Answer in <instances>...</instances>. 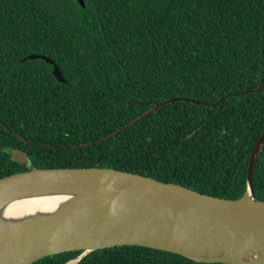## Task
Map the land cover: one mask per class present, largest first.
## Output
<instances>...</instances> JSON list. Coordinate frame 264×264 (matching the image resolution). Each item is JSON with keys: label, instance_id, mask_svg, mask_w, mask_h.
Returning <instances> with one entry per match:
<instances>
[{"label": "trees", "instance_id": "obj_1", "mask_svg": "<svg viewBox=\"0 0 264 264\" xmlns=\"http://www.w3.org/2000/svg\"><path fill=\"white\" fill-rule=\"evenodd\" d=\"M83 3L0 0V179L104 168L242 197L264 131V0ZM30 56L41 59L23 62ZM253 182L264 203V146ZM81 253L34 264H66ZM77 264L208 263L120 246Z\"/></svg>", "mask_w": 264, "mask_h": 264}, {"label": "water", "instance_id": "obj_2", "mask_svg": "<svg viewBox=\"0 0 264 264\" xmlns=\"http://www.w3.org/2000/svg\"><path fill=\"white\" fill-rule=\"evenodd\" d=\"M77 2L84 6L83 0ZM39 59L30 56L23 62ZM43 61L54 66L55 79L65 84L60 69ZM263 146L264 131L248 159L245 193L235 200L104 168L34 170L3 177L0 205L34 198L56 201L49 213L0 230V264H34L80 251L66 263L77 264L90 252L120 246L166 251L199 263L264 264V203L255 200L253 182ZM12 158L28 164L21 153Z\"/></svg>", "mask_w": 264, "mask_h": 264}, {"label": "bare ground", "instance_id": "obj_3", "mask_svg": "<svg viewBox=\"0 0 264 264\" xmlns=\"http://www.w3.org/2000/svg\"><path fill=\"white\" fill-rule=\"evenodd\" d=\"M55 199H27L10 201L0 205V230L14 227L18 221L35 214L49 213L54 208ZM72 264V263H70Z\"/></svg>", "mask_w": 264, "mask_h": 264}]
</instances>
